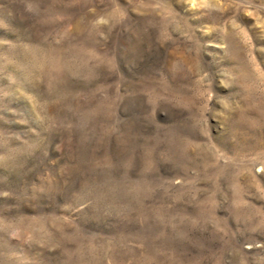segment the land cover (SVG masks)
<instances>
[{
	"label": "rangeland",
	"instance_id": "rangeland-1",
	"mask_svg": "<svg viewBox=\"0 0 264 264\" xmlns=\"http://www.w3.org/2000/svg\"><path fill=\"white\" fill-rule=\"evenodd\" d=\"M0 264H264V0H0Z\"/></svg>",
	"mask_w": 264,
	"mask_h": 264
}]
</instances>
